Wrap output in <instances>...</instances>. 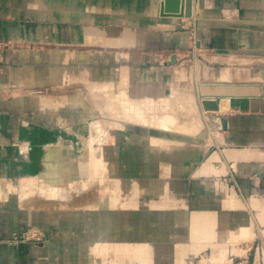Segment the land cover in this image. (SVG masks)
<instances>
[{"label": "crops", "instance_id": "crops-1", "mask_svg": "<svg viewBox=\"0 0 264 264\" xmlns=\"http://www.w3.org/2000/svg\"><path fill=\"white\" fill-rule=\"evenodd\" d=\"M189 3L0 0V264H264V0ZM189 71L203 140L96 147L69 107L106 82L165 103Z\"/></svg>", "mask_w": 264, "mask_h": 264}, {"label": "bare ground", "instance_id": "bare-ground-1", "mask_svg": "<svg viewBox=\"0 0 264 264\" xmlns=\"http://www.w3.org/2000/svg\"><path fill=\"white\" fill-rule=\"evenodd\" d=\"M183 18V17H182ZM199 65H201V64H199ZM199 65H197V66H199ZM191 67V66H190ZM189 67V68H190ZM205 67H207V66H205ZM191 69V68H190ZM189 69V70H190ZM199 69H201V68H198L197 70L199 71ZM228 69V68H227ZM191 71V70H190ZM189 71V73H191ZM197 71V73H199ZM224 72H225V70H224ZM189 73H188V75L187 76H190L191 77V75H189ZM196 73V74H197ZM200 73H201V71H200ZM184 74V73H183ZM226 74V73H225ZM201 75V74H200ZM221 75H222V73H221ZM220 75V76H221ZM197 76V75H196ZM198 77H200V76H198ZM227 77V76H226ZM257 77V76H256ZM189 78V77H188ZM218 78V77H217ZM219 78H221V77H219ZM240 79V78H239ZM260 79V78H259ZM184 81H186L185 79H183ZM192 80V79H191ZM190 79L189 80H187V86H186V89H187V87L189 86V83H190V81H191ZM202 80V79H201ZM201 80H198V81H201ZM215 80H217L216 78H215ZM214 80V81H215ZM237 80V79H236ZM194 81V80H193ZM202 81H204V80H202ZM226 81V80H225ZM123 82V81H122ZM181 82V81H180ZM234 82H235V80H234ZM237 82H238V80H237ZM125 83V82H124ZM179 83V82H178ZM177 83V84H178ZM183 83V82H182ZM181 83V85H183ZM190 84H192V83H190ZM124 85V84H123ZM175 85V84H174ZM200 85V84H199ZM204 85V84H203ZM124 86H126V85H124ZM123 86V88L120 86V85H117L116 83H110V82H106V83H100V84H95L94 86H92V91H94V92H98V93H100V95L99 96H102V98L104 97V98H106V96H107V98H108V100H109V102H110V104L111 105H115V107L117 106H119V105H121V106H119L118 108H120V107H122L123 106V108H121V109H123L124 110V118H126V120H128L130 123L132 122V123H134V124H139V125H143V126H147V127H149L150 128V130H153V129H156L157 131H159V132H161L162 133V135H160V136H158L157 134H154V138L152 139L153 140V142L156 144V145H158V146H160L161 148H164V147H168V146H178V145H184L185 143H183V141H180L183 137L182 136H185V137H190L191 139H200V140H203V138L205 137V135H206V131H205V125H204V123H203V121H201L199 118H197V117H195L194 115V117L192 118V119H188V118H185V116L184 117H181V116H179V115H181V114H178V112H179V110L178 109H176L178 112H176L175 110V112L173 113V110H172V112H171V110L169 111V109H167V107L165 108V111L163 112V110L159 113V112H157V111H153L152 113L153 114H151L150 115V112L152 111V110H156L155 109V106L156 105H159L160 103H158V102H156V101H154V100H152V99H150V98H147V99H144V100H134V99H131L129 96H128V94H127V92H126V90H125V87ZM175 86H177V85H175ZM175 86H174V89H177L178 91H180L179 90V88H184L183 86L181 87V86H177V88H175ZM79 87V86H78ZM77 87V88H78ZM75 88H76V86H75ZM192 87H191V85H190V88H189V90H188V92L190 91V89H191ZM197 88V87H196ZM205 88V87H204ZM208 88V87H207ZM72 89V88H71ZM79 89V88H78ZM185 89V88H184ZM185 89V90H186ZM209 89V88H208ZM73 91L72 92H74V89H72ZM88 90H89V88H88ZM183 90V89H182ZM181 90V91H182ZM202 90V89H201ZM207 90V89H206ZM210 90V89H209ZM213 90V89H212ZM69 91V90H68ZM77 91V90H76ZM80 91H81V89H80ZM187 91V90H186ZM185 91V92H186ZM208 91V90H207ZM69 92H71V91H69ZM83 92H85V94H87L86 93V91H83ZM177 92V91H176ZM184 92V91H183ZM183 92H182V95H183V97L185 96L184 94H183ZM76 92H74V94H75ZM191 93V92H190ZM77 94V93H76ZM96 94V93H95ZM79 95V94H78ZM83 95V94H82ZM179 95H181V93L180 94H178V96H175L178 100L180 99V103L184 100L183 99V97L182 96H179ZM192 95V94H191ZM93 96V95H92ZM95 96V95H94ZM187 96V95H186ZM189 96H190V94H188V98H189ZM98 97V96H97ZM96 96H95V98H97ZM171 98H172V96H170ZM61 98V97H60ZM59 98V99H60ZM65 98V97H64ZM77 98V97H76ZM75 98V99H76ZM84 98V97H83ZM92 98V97H91ZM101 97H100V99H102ZM107 98L105 99L106 101H107ZM175 98V99H176ZM187 97H185V100H187L186 99ZM191 98V97H190ZM193 98V97H192ZM99 99V100H100ZM175 99L173 100V103H175L176 101H175ZM182 99V100H181ZM91 100V99H90ZM95 100V99H94ZM97 100V99H96ZM169 100V99H168ZM168 100H166V101H168ZM191 100H194V99H191ZM101 101V100H100ZM188 102H189V99L187 100ZM71 102V101H70ZM84 102V101H83ZM91 102V101H90ZM95 102V101H94ZM109 102H107L108 104H109ZM170 102H171V100H170ZM195 102V101H194ZM88 103V102H87ZM176 103H178V101L176 102ZM175 103V104H176ZM179 103V104H180ZM183 103H186V101H184V102H182L181 104H183ZM193 103V102H192ZM103 104V103H102ZM108 104H106L107 106H109ZM178 104V105H179ZM195 104H196V102H195ZM93 105V104H92ZM95 105H97V103L95 102ZM105 105V104H104ZM103 105V106H104ZM170 105V104H169ZM174 105V104H173ZM184 105V104H183ZM216 105V104H215ZM94 106V105H93ZM101 106V105H100ZM175 106V105H174ZM180 106V105H179ZM179 106H175V107H179ZM182 106V105H181ZM179 107L180 109H182V107ZM185 106H186V104H185ZM184 106V107H185ZM92 107V106H91ZM154 107V108H153ZM94 108V107H93ZM92 108V109H93ZM99 108V111L97 110V112H100V107H98L97 106V108H95V109H98ZM101 108H102V106H101ZM112 109H113V106L111 107ZM171 108H172V106H171ZM170 108V109H171ZM108 109V108H107ZM166 109H167V111H166ZM172 109H174V107L172 108ZM183 109H185V110H187L188 112L187 113H191V112H193V113H195L196 111H197V108L195 107V105H194V103L193 104H191V106L189 107V108H183ZM151 110V111H150ZM159 110V109H158ZM93 111H94V109H93ZM102 111V110H101ZM109 111H110V109H109ZM115 111V110H114ZM113 111V112H114ZM121 111V110H120ZM160 111V110H159ZM216 111H217V109H216ZM105 112H107V110H105ZM111 112V111H110ZM163 112V113H162ZM181 113L183 112V111H180ZM179 112V113H180ZM197 112H199V111H197ZM197 112H196V114H197ZM218 112V111H217ZM94 113V112H93ZM91 114V116L92 115H94V114ZM96 113V112H95ZM108 113V112H107ZM176 113V114H175ZM192 113V114H193ZM205 113V112H204ZM89 114H90V111H89ZM108 114H110V113H108ZM120 114V113H119ZM178 114V115H177ZM185 114V113H184ZM99 115V114H98ZM102 115V114H101ZM182 115H183V113H182ZM200 115V114H199ZM198 115V116H199ZM103 116V115H102ZM102 116L100 117V115H99V117H100V119H102ZM94 117H95V115H94ZM93 116L92 117H89V120L90 121H92V119L94 118ZM98 117V118H99ZM104 117H106V115H104ZM108 117V116H107ZM111 117H113L112 115H111ZM110 117V118H111ZM116 117H118V116H116ZM109 118V117H108ZM109 118V119H110ZM122 118V117H121ZM203 118V117H202ZM95 119V118H94ZM106 119V118H105ZM105 119H102V120H105ZM112 119V118H111ZM114 119V118H113ZM101 120V121H102ZM112 121V120H111ZM122 121V120H121ZM120 121V122H121ZM102 124V123H101ZM101 124H100V122H98L97 121V123H95L94 124V130H96L97 131V136L101 139L102 137H103V135L105 134V132H106V128H103L102 126H101ZM129 124V123H128ZM106 125V124H105ZM138 125V126H139ZM142 126V127H143ZM109 128H111V127H109ZM92 133H94V131L92 132ZM168 133H170L171 134V136L169 137V136H167V134ZM166 134V135H165ZM92 135H94V134H92ZM180 135H182V136H180ZM204 140H206V139H204ZM208 140V139H207ZM210 141V140H209ZM207 142V144L209 143H211V141L210 142ZM98 144V143H97ZM104 169V160H103V158L101 157H99V156H97V154H96V149L94 148V146L91 144V149H90V156H89V163H88V171H89V176H90V178L89 179H87V180H85V181H77V180H70L69 181V183H70V186L72 187V188H74V189H76V190H79L80 189V185H81V183L83 184V185H81V186H85V187H88L91 183H92V179L94 178V177H96L97 175H98V173L101 171V170H103ZM52 171V170H51ZM57 172H59V170L57 171ZM57 172H55L54 170L52 171V172H50V173H47V174H42L40 177H43V178H46L47 180H53V182H56V181H58V183L59 184H57V185H54L53 187H50V188H48V186H47V188H41V191L44 193V194H46V195H49V196H54V197H57V198H60V197H63L64 196V194H63V191H62V187L61 186H59L60 185V183L63 181L62 180V178H60L59 180L58 179H56V178H58V177H60L61 175L59 174L57 177H56V173ZM61 173V172H60ZM58 174V173H57ZM55 179V180H54ZM33 180V179H32ZM30 192L32 193H34V189H31L30 190ZM26 237L28 236V232H27V234L25 235ZM202 262V261H201Z\"/></svg>", "mask_w": 264, "mask_h": 264}, {"label": "rangeland", "instance_id": "rangeland-1", "mask_svg": "<svg viewBox=\"0 0 264 264\" xmlns=\"http://www.w3.org/2000/svg\"><path fill=\"white\" fill-rule=\"evenodd\" d=\"M185 72V71H184ZM184 72H182V74L181 75H179V78L178 79H176V81H175V85H177V86H187V80H191L190 81V83H194L193 82V80H194V77H193V74H189V75H191V77L190 76H187L188 75V73L186 74V73H184ZM184 73V74H183ZM203 75L205 76L206 74L205 73H203ZM189 77V78H188ZM183 79H185L186 81H184ZM181 81V82H180ZM179 82V83H178ZM184 84H183V83ZM178 83V84H177ZM181 83L183 84V85H181ZM187 83V84H186ZM189 83V86L190 85H192V84H190ZM177 86H175V88H177ZM186 86L184 87L185 89H186ZM188 86V87H189ZM187 87V88H188ZM184 88H179V90L180 91H178L177 89H172V94H171V96H172V98L170 97V99L168 100V101H166L165 103H160L159 105H156L155 106V109L156 110H150L151 112H150V115L151 114H153L152 112L153 111H157V112H161L162 110H163V112L165 111V108L167 107V109H169V111L171 110V112H172V110H173V113L176 111V112H178L176 109H178L179 110V112L180 111H183L182 113H183V115H182V113L180 112H178V114H181V115H179V116H181V117H184L185 116V118H188V119H192L194 116L195 117H197L196 116V112L195 113H193V112H191V113H187L188 111L187 110H185V109H183V108H189L190 106H191V104H192V101L194 102V100H191V99H194V98H192V97H194V94H193V92H192V90H194L193 88H191V91H189L188 92V90L189 89H187V91L184 89ZM183 89V90H182ZM182 90V91H181ZM177 91V92H176ZM184 91V92H183ZM186 91V92H185ZM89 92V97L88 96H86V99L85 100H90L91 101V103H87V104H80V105H70L69 107H71L72 109H73V114H75V116H76V119H77V121L78 120H81V119H83V118H88V117H94V115H95V119L93 118L92 119V121H87L86 122V126H89L90 127V129H91V134H94V135H91V137H92V139H91V141L95 144V146L96 147H99V144L100 143H98V141H99V137L97 136V131L96 130H94L95 128H94V124L95 123H97V121L98 122H100V124H101V126L103 127V128H106V132H105V134L103 135L104 137H102V141L103 142H101V144H106V146H108L109 147V145H115V144H122V146H126V144H128V137H133V136H135V135H139V136H147L149 133H147L148 131H151L152 132V135H154V134H157L158 136H160V135H162V133L161 132H159V131H157L156 129H153V130H150V128L149 127H147V126H143V125H139V124H134V123H130L128 120H126V118H124V110L123 109H121V108H123V106L122 107H120V108H118L119 106H121V105H119L118 107L116 106L115 107V105H111L110 104V102H109V100H108V98H107V96H106V98H107V101L105 100L106 98H102V96H99L100 95V93H98V92H94V91H92V89H90V91H88ZM182 92H183V94L185 95L184 97H183V95H182ZM191 92V93H190ZM96 93V94H95ZM181 93V95H179V96H182L183 97V101L182 102H184V101H186V103H183V104H181L179 101H180V99L178 100L175 96H178V94H180ZM188 94H190V96H189V98H188ZM192 94V95H191ZM93 95V96H92ZM97 97V98H95V96ZM187 95V96H186ZM92 97V98H91ZM100 97L102 98V99H100ZM185 97H187L188 99H189V102H191V104L187 101V100H185ZM191 97V98H190ZM176 98V99H175ZM95 99V100H94ZM97 99V100H96ZM101 101H100V100ZM175 99V101L177 102L178 101V103H173V100ZM170 100H171V102H170ZM182 100V99H181ZM97 103V105H95V102ZM107 102H109V104L107 103ZM103 103V104H102ZM180 103V104H179ZM94 106H93V105ZM105 104V105H104ZM106 104H108L109 106H107ZM170 104V105H169ZM176 106H181L182 107V109H180L179 107H175L174 105ZM179 104V105H178ZM185 104H186V106H185ZM102 106V108H101V106ZM104 105V106H103ZM92 106V107H91ZM97 106L98 107H100V112H97V110L99 111V108L98 109H95V108H97ZM113 106V109L111 108ZM171 106H172V108L174 107V109H172L171 108ZM185 106V107H184ZM94 107V108H93ZM94 109V111H93V109ZM108 108V109H107ZM154 108V107H153ZM171 108V109H170ZM109 109H110V111H109ZM160 111H159V110ZM167 109H166V111H167ZM102 110V111H101ZM105 110H107V112L108 113H110V114H108L107 112H105ZM115 110V111H114ZM121 110V111H120ZM175 110V111H174ZM89 111H90V114H89ZM114 111V112H113ZM94 112V113H93ZM96 112V113H95ZM162 112V113H163ZM94 114V115H92L91 116V114ZM120 113V114H119ZM185 113V114H184ZM193 113V114H192ZM100 115V117L102 116V119H105V120H102V119H100V117H99V115ZM102 114V115H101ZM176 114V113H175ZM177 114V115H178ZM104 115H106V117H104ZM111 115L113 116V117H111ZM194 115V116H193ZM110 118H108V117ZM116 116H118V117H116ZM99 117V118H98ZM122 117V118H121ZM114 118V119H113ZM102 120V121H101ZM112 120V121H111ZM122 120V121H121ZM121 121V122H120ZM129 123V124H128ZM106 124V125H105ZM139 125V126H138ZM143 126V127H142ZM88 127V128H89ZM109 127H111V128H109ZM94 131V133H92ZM117 133H123V142H118V141H116V134ZM166 135V134H165ZM149 136V135H148ZM167 136H171V134L170 133H168L167 134ZM153 137V136H152ZM98 143V144H97ZM124 152H121V153H116V156L118 157H120V159L122 158V160H123V158H124V154H123ZM115 154V153H114ZM101 155V152H97V156H100ZM112 156H114L113 155V153L112 154H110L109 153V161L111 160L112 161ZM125 159V158H124ZM43 236V235H42ZM43 239H44V236H43ZM31 240H34V239H31ZM36 241V240H35Z\"/></svg>", "mask_w": 264, "mask_h": 264}, {"label": "water", "instance_id": "water-1", "mask_svg": "<svg viewBox=\"0 0 264 264\" xmlns=\"http://www.w3.org/2000/svg\"><path fill=\"white\" fill-rule=\"evenodd\" d=\"M161 13L166 16H186L192 15V8L189 0H162ZM209 108L210 101H204Z\"/></svg>", "mask_w": 264, "mask_h": 264}, {"label": "built area", "instance_id": "built-area-1", "mask_svg": "<svg viewBox=\"0 0 264 264\" xmlns=\"http://www.w3.org/2000/svg\"><path fill=\"white\" fill-rule=\"evenodd\" d=\"M26 239H34L36 241H42L43 240V236L40 232H38L37 230L33 229L30 232H28V236L26 237ZM243 264V263H240Z\"/></svg>", "mask_w": 264, "mask_h": 264}]
</instances>
